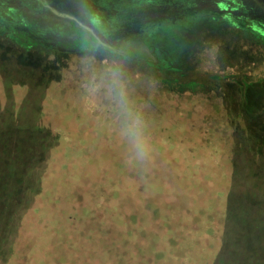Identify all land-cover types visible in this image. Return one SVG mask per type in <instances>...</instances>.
Returning <instances> with one entry per match:
<instances>
[{
    "label": "rangeland",
    "instance_id": "1",
    "mask_svg": "<svg viewBox=\"0 0 264 264\" xmlns=\"http://www.w3.org/2000/svg\"><path fill=\"white\" fill-rule=\"evenodd\" d=\"M186 26H167L158 35L168 60L160 76L101 50H44L0 36V123L13 110L16 120L32 117L45 126L0 130L6 180L0 194L14 193L0 197V264L46 258L56 224L50 199L71 192L84 163L104 145L119 142L121 155L122 143L147 147L151 140L162 148L174 132L188 133L189 125L217 128L233 112H254L250 123L264 128V36L215 20ZM245 79L254 86L240 90V100L234 82ZM245 82L241 89L250 85ZM23 148L29 153L20 158ZM10 164L23 179L17 181Z\"/></svg>",
    "mask_w": 264,
    "mask_h": 264
},
{
    "label": "trees",
    "instance_id": "2",
    "mask_svg": "<svg viewBox=\"0 0 264 264\" xmlns=\"http://www.w3.org/2000/svg\"><path fill=\"white\" fill-rule=\"evenodd\" d=\"M242 81L250 85L241 89ZM234 85L242 100L254 83ZM12 111L0 130L45 127ZM252 114H227L213 129L189 125L162 148L151 140L148 148L122 143L124 155L119 142L97 148L76 187L50 199L55 229L46 258L33 264H264V128L255 129Z\"/></svg>",
    "mask_w": 264,
    "mask_h": 264
},
{
    "label": "flooded vegetation",
    "instance_id": "3",
    "mask_svg": "<svg viewBox=\"0 0 264 264\" xmlns=\"http://www.w3.org/2000/svg\"><path fill=\"white\" fill-rule=\"evenodd\" d=\"M259 2L264 6V0H0V36L44 50H101L160 76L168 60L157 38L167 26L215 20L264 36ZM59 42L81 48L61 50Z\"/></svg>",
    "mask_w": 264,
    "mask_h": 264
},
{
    "label": "water",
    "instance_id": "4",
    "mask_svg": "<svg viewBox=\"0 0 264 264\" xmlns=\"http://www.w3.org/2000/svg\"><path fill=\"white\" fill-rule=\"evenodd\" d=\"M259 4L264 8V6L259 2ZM99 43L104 44V40L99 41ZM55 47H58L61 50H74V49H79L81 47L78 46L77 43H67V42H59V43H54Z\"/></svg>",
    "mask_w": 264,
    "mask_h": 264
}]
</instances>
